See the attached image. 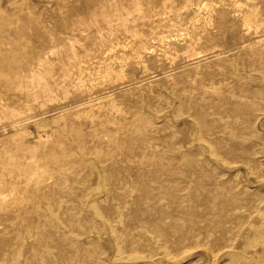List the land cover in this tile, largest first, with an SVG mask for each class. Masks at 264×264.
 Listing matches in <instances>:
<instances>
[{"label":"rangeland","instance_id":"1","mask_svg":"<svg viewBox=\"0 0 264 264\" xmlns=\"http://www.w3.org/2000/svg\"><path fill=\"white\" fill-rule=\"evenodd\" d=\"M205 4L207 7H204ZM246 18L251 26L245 24ZM175 34L181 35L182 41L175 40L172 37ZM191 41V44L198 43V52H201L194 55L193 60L192 52H187L186 56L181 54L188 50ZM148 46L156 48L155 53L148 51ZM234 73L239 76L238 80L247 84L248 89H237V80L222 83ZM249 92L256 93L258 97L251 98ZM259 100L262 106L256 104L261 109H257V105L253 108V113L260 114L259 119L255 116V120H247L246 115L237 113L232 117L233 127L239 133L234 138H213V135L205 134L207 126L203 127L202 135L198 134L196 126L191 125L187 117L188 111L202 115L227 112L235 105L249 104L253 107V103ZM263 109L264 0H0V180L2 166L8 158L20 159L23 152L30 154L27 157L36 153L43 156L45 151L52 150L57 141L65 145L73 144L76 148L83 143L88 149L102 148L106 156L109 154L107 165L117 155L121 158L122 178L119 184L122 191L125 189L122 193L128 187L138 186L140 190L148 185V190V187L154 186L156 194L153 193V197L157 199V204L163 205L158 204V210L153 203L157 218L145 216V221L140 218L142 223L150 222L156 226L160 217L158 212L166 209L171 214L173 210L170 215L172 221H169L173 224L177 222L182 229H172L170 222L172 228L167 232L168 238L166 234L161 238L166 237L165 240L172 245L176 243L177 251L172 250L176 254L193 243L190 241L194 236H191L193 221L185 217L193 206L225 215L227 208L223 203L227 199L221 202V195H227L236 187L243 190L251 186L254 189L249 191L255 190V184H249L256 179L252 174L264 173ZM140 110H146L144 114L155 121L157 127H163L166 122L171 124L172 129L166 134H175L176 143L183 147L180 153L184 159L180 163L160 157V153L167 148L159 140H153L154 145L151 141L150 147H157L150 152L148 146H140L138 143L146 133L144 129L122 131L125 123ZM116 130H121L117 135L121 147L118 153L109 146L114 144L110 143L113 141V134L110 136V133ZM105 136L110 141L104 140ZM202 136L204 143L200 142ZM33 147L37 152H33ZM253 149L256 155H253ZM111 153L113 158H110ZM256 156L261 162L246 167L247 161ZM9 174L10 183H15L18 170L11 166ZM150 174L158 176L154 178ZM2 178L6 181L8 177ZM177 181L189 182L188 190L181 192L175 185L169 187ZM51 182L47 185L50 190L57 193L68 191L67 184L56 185L54 177ZM2 187L0 199L5 196L11 202L18 200L15 196L10 197L13 195L8 187H4L5 191ZM38 188L26 189L24 195L30 202L29 206L42 194ZM158 188L163 190H160L162 194ZM20 192L22 190L19 189ZM243 196L238 198L239 207L255 198L251 192ZM178 197L186 199L181 204ZM15 201L9 207L0 205V240L5 231L18 228L14 219L18 209L13 206H19V201H16L17 204ZM236 201L231 199L230 203ZM162 206L164 209H161ZM138 207L141 209L143 206ZM176 210H180L179 214ZM133 218L127 217L129 221L125 219L124 236L133 231L136 221L132 220H137ZM214 220L206 219L213 230L212 237L208 238L212 242L216 243L226 235L232 238L239 229L238 219H229L227 227L218 226ZM152 230V233L157 232L154 226ZM132 237L134 249L143 254L144 240ZM17 244L13 241V248L10 243L4 246L1 256L16 251ZM192 251L197 261L191 256L185 264H194L193 261L195 264H226L225 258L210 256L203 247ZM126 252L123 251L124 258H128ZM156 254L152 253V257L156 256L155 264H166L163 255Z\"/></svg>","mask_w":264,"mask_h":264},{"label":"bare ground","instance_id":"2","mask_svg":"<svg viewBox=\"0 0 264 264\" xmlns=\"http://www.w3.org/2000/svg\"><path fill=\"white\" fill-rule=\"evenodd\" d=\"M204 7H207V4H205ZM248 22L250 23L249 19L246 18L245 24H249ZM244 25H243V29H244ZM249 25L247 28H249ZM250 29H249V32L251 31ZM247 32L248 30L246 31V33ZM172 37H174V39L177 41H182L181 35L175 34ZM191 43L192 41L190 42V44ZM129 47H131V45ZM147 50L155 53L157 49L156 48L152 49L150 46H148ZM198 51H199L198 43H194L188 47L187 51H183L181 54L186 56L188 54L187 52H192L193 56L191 60H193L194 55H200L201 52H198ZM217 56L220 57V55H217ZM110 72L112 73V71ZM110 72H108L109 77L111 74ZM98 75L100 76V74ZM236 75H237L236 73L232 74L231 76L227 77V79L223 80L222 83L237 80L238 87L236 88L245 89L247 84H245L243 80H238L239 76L237 77ZM250 94H251V98L256 99L258 97V95L254 92L253 93L251 92ZM256 103L260 104V100L253 103V107L250 106L249 104H244L241 106L235 105L233 107V110H229L227 112H218L214 114H206V115H202L199 112L188 111L187 117L190 120V124L193 126H196V132L198 134L202 135L203 134L202 129L206 128L207 126V131L205 134H209L211 136L213 135V138H223V137L234 138L235 135L237 134V130L233 127L232 117H234V114L237 113L241 116L246 115L248 118L247 120H250V119L253 120L255 116L257 119H259L260 114L253 113V111H255L253 108H255L254 106L257 105ZM261 106L262 105L260 104V107ZM260 107H258L257 109H261ZM90 111H92V109ZM180 111L182 110H179V112ZM263 112H264V109H263ZM144 113H146V110L144 112L143 110L136 112L134 116H132L131 120L125 123L122 131L123 130L126 131L128 129L130 130L135 129L134 131H136V129H140L139 131H142L144 129L146 133L141 139V141H139L138 143L140 146H148V151L150 152L152 151L151 149H154L157 147V146L156 147L153 146L155 143V141L153 142V140H159L160 143L163 144V146H165L167 149L166 151L163 150L164 152L162 153L159 152L161 156L159 154L158 155L163 159H166V160L172 159L173 162L175 161V162L180 163L182 159H184V155H181L180 153L183 150V147L180 144L176 143L175 134L173 133H170L168 135L166 134L167 131L172 129L171 124L166 122V124H164L163 127H157L155 125V121H152L151 119L147 118ZM89 117L91 116L89 115ZM161 118H159V120ZM256 118H254V120ZM210 124L212 125L208 126ZM120 132L121 130L120 131L116 130V131H111L110 133V136L113 134L112 135L113 141L110 143L114 142V144L112 145L109 144V146H112L113 147L112 149L117 151V153H118V149H121L119 142H117V135H119ZM103 138H105L104 140L108 139L106 136ZM202 140L203 141L205 140L203 136L200 142H203ZM42 141H40V143ZM151 141L153 142L152 147H150V145L152 144ZM156 143H158V141ZM44 145H46V143ZM85 145L83 143L82 145L83 147L77 146L76 148L73 144L65 145L62 141H57L55 142V145L52 148V150H50L49 152H47L48 150L45 151V154L43 156H40V155L37 156L36 155L37 153H36L34 154V156L31 154V157H29L30 154H27L29 155L27 157V155L24 154L23 152L22 154H24V156L26 155L25 156L26 158L22 154H21L22 156L21 158L18 156L20 159L5 158L7 159V162L5 161L6 163H4V165L2 166V172L5 177H8L7 178L8 180L6 179V181H4V179L2 178L4 176L2 175L0 181L2 180L3 181L0 182V186L1 187L3 186L2 188L4 189V191H5V188L8 187L7 189H9L10 194L13 195L10 197L15 196L18 198V200L13 198L16 201H19L18 202L19 206L17 205L13 206V207H17L18 209L15 212L16 216L14 215L15 216L14 219L17 220L18 222V228L15 231L7 230L2 234V238L0 240V252L3 251V248H5L4 246H6L8 243H10L11 248H13L12 246L13 241H17L18 242L17 245L19 247L16 246L18 247L16 251H14L16 249V247H14L15 249L14 250L12 249V251L14 252L9 253V254L7 253L5 254V256L4 255L1 256L0 254V264H61V263L62 264H65V263L72 264L73 262L75 264H80V263L82 264H140V263L155 264L157 262V261L156 262L154 261V258L156 256L152 257L154 254H156L155 252L157 253L159 252L158 254L163 255V260L166 262V264H185V262L191 256H193V259L196 258L194 257L195 253L192 250L199 248V247H203L205 250H207L210 256L216 255V258H218V256H221V258L223 259L225 258L226 264H264V173L254 172L252 174L254 175V177H256V179L253 183L250 182L249 184H252V185L255 184L256 188L254 191H249L250 189H254L251 186H248V188H244L243 190H239L236 187V189L233 188L231 191H229L227 195L220 196L221 202L227 199L223 203L224 205H226V208H227V214L225 215H221L222 213L220 212H217L218 214H216L214 210H211L208 208L207 209L200 208L202 206L199 207L198 205H195L197 206L195 208H193L194 207L193 206L192 209L189 210L188 213L186 214L187 216H185L187 220L193 221L191 224H193L194 226V229L192 230L194 232L191 234V236L192 235L194 236L192 237V239H190V241L193 243L189 244L188 246H185V249L182 250L183 252L179 251L178 254H176L172 251L173 249L174 250L177 249V246H176V249L174 246L176 243L172 245L170 242L165 240L166 239L165 236H167L168 238L167 232L171 230L172 227H173L172 229H175V228L177 229L179 228V230L182 229L179 226L180 224L178 225L177 222L174 224L171 222L172 219L170 217L172 216L170 215L173 214L172 212L173 206H172V209H170L172 210L170 212L171 214H169L168 211L166 212L165 211L166 209H164L163 206L161 207V209L163 208L164 211L160 209L161 211L158 212L160 217L158 218L159 221H156V226L151 224L148 221H147L148 224H146L145 222L142 223L141 219L145 216L148 218H154V219L157 218V215H156L157 212H154L155 208L153 206L154 205L153 203H155L157 206L158 204L163 205V203L157 204L156 203L157 199L153 197V193L154 195L156 194L155 190H153L154 186L153 188L148 187L150 188L148 190L146 189L148 185L144 186L143 188L146 189V191L141 188L140 190L141 191L143 190L144 193L143 191L142 193H139L140 190L137 188L138 187L137 185L139 184L136 185L137 186L136 188H134L135 187L134 185H133L134 187H132L131 185L132 188H129L127 186L128 190L125 193H122L124 192L125 189L122 191V188L120 187V184H121L120 181L122 178L121 169H120L121 162L119 161L120 157L117 154H116L117 156L114 155L116 157H114L111 163L109 162L110 164L107 165V161H108L107 156L109 154L106 153L107 154L106 156L102 148H97V147L90 148L89 147L90 149H88L86 148L87 145L86 147ZM61 147H64V148L61 150L60 149ZM26 148L29 149V147H26ZM26 148H25V151H27ZM35 148L34 147L32 148L34 149L33 151L34 153L37 152V150L35 151ZM251 151H252V148H251ZM31 152H27V153H31ZM109 152H111V150ZM112 153L110 155V158H113ZM253 155H256L254 152V149H253ZM27 160H31V162H27ZM259 162L261 161L257 159V156H256L252 160H248L245 166L250 167L252 164H256ZM178 165H181V164H178ZM11 166L15 167V169L18 170L19 175H17V178H15L17 183L16 182L13 183V181H11L12 183H10L9 181L10 179L9 176L11 175L9 174ZM146 174L143 176H146ZM170 175L171 174H169L168 176ZM150 176L151 177L153 176L155 178L158 175L154 176L153 174L152 175L150 174ZM53 177L55 178L56 185L59 186V185L67 184L68 191H66L65 193L63 192L57 193V192L50 190L47 185H49V183H52L51 181ZM156 179H158V177ZM151 180H154V179H151ZM154 181H150V183ZM179 182L177 181V184H170L169 187H171L172 185H175L177 186V188L175 186L174 188L180 190L181 192L186 189L188 190L189 182H184V181H181V183ZM32 187L33 188L39 187L38 190L41 191L42 194L38 196V198L35 200L32 206H29L30 202L28 203L24 194L26 192V189H29ZM19 189L20 191L22 190V192L19 193ZM160 190L162 189L160 188ZM160 190L158 188V191ZM162 191H160L161 194H162ZM249 192H251L252 196L255 197L254 200H252V202L248 204L244 203L239 207L238 205L240 202L238 198H242L243 195ZM184 197H180V198L178 197L179 203L181 202L182 204L183 201L187 198V197L186 198ZM152 198L155 199V202ZM231 199L234 201L235 200H238V201L230 203ZM164 200H167V199H164ZM16 201L15 203L17 204ZM13 202H11L10 199H7L5 196L0 199V205H2L3 207L4 206L6 207ZM159 202H161V200ZM181 204L178 205L175 203V205H178V206H180ZM141 205L143 207L139 209L138 206H141ZM146 205H147V208L145 207ZM170 205L171 204H169L168 206L171 207ZM178 206L177 207L174 206V207L178 208ZM157 208L159 210V206ZM9 211H12V210L9 209ZM178 211L180 212V210ZM139 215L142 217H139ZM184 215L185 214H183V216ZM127 217L131 219L133 217L134 218L136 217L137 220H132L133 222L136 221V224L135 222L133 223L134 225L133 231L130 230L131 233L124 236V234L126 233L124 232V234H122V230L125 228L126 222L124 221ZM202 217H204V219ZM207 218L209 221L211 219L212 220L216 219L217 221L216 224H218V226L226 225V227H227L226 223H228L227 221H229V219H233V218L238 219L239 222L238 224L235 222V225L237 224L239 229L237 228L238 229L237 233L232 238L226 235V236H223V238H221L220 241L216 243L212 242L211 239L209 240L208 238L212 237L211 235H212L213 230L209 226V223L206 221ZM170 219L171 221H169ZM15 220L13 223H16L15 225H17V222H15ZM177 220L178 219H176V221ZM187 220L185 219V221ZM170 222L172 223V227L170 226ZM181 224H184V223H181ZM151 225L156 228L157 232L155 231V233L154 232L152 233L153 230H152ZM171 232L172 231H170V233ZM162 235H165L164 236L165 239L161 238ZM130 236H136L137 238H142L144 240L145 251L141 250V252L143 251V254H141L139 250L134 249L135 247H134L133 241H131L133 237L130 238ZM179 236L180 235H178V237ZM180 239L182 240V237H180ZM184 239H187V238H184ZM173 240H176V239H173ZM154 250L155 252H153ZM123 251L128 252V258H126L127 256L125 258L123 257L124 256ZM197 259L201 260L202 257H197ZM89 262H92V263H89ZM193 263L195 264L194 261Z\"/></svg>","mask_w":264,"mask_h":264}]
</instances>
